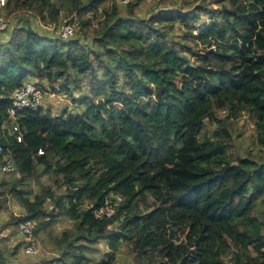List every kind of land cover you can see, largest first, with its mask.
Listing matches in <instances>:
<instances>
[{"label": "trees", "instance_id": "obj_1", "mask_svg": "<svg viewBox=\"0 0 264 264\" xmlns=\"http://www.w3.org/2000/svg\"><path fill=\"white\" fill-rule=\"evenodd\" d=\"M105 1L0 7L7 25L26 14L77 19L84 39L25 22L0 43V144L18 176L0 181V211L13 199L36 222L32 239L60 217L73 221L49 234L59 255L51 264H264V0H157L148 15L137 12L146 0L102 10ZM28 80L83 108L18 110L20 142L9 109ZM243 116L257 152L234 148ZM115 195L116 213L96 217ZM22 219L12 212L4 228L20 235ZM8 239L0 264L25 243L12 249ZM100 240L108 250L97 260L87 253Z\"/></svg>", "mask_w": 264, "mask_h": 264}, {"label": "rangeland", "instance_id": "obj_2", "mask_svg": "<svg viewBox=\"0 0 264 264\" xmlns=\"http://www.w3.org/2000/svg\"><path fill=\"white\" fill-rule=\"evenodd\" d=\"M7 0L3 1L0 0V7H2ZM130 1V0H129ZM180 3L181 0H178ZM118 3L120 6V10H123L125 5L121 3V0H106L102 3L100 9L104 10L111 7L113 4ZM157 0H146L144 1L137 9L139 15H148L150 10L156 5ZM1 10V9H0ZM101 13H99L98 17L100 18ZM1 18H4V14H0ZM90 14H85V18H89ZM5 19V18H4ZM98 19V18H97ZM77 21V19H75ZM99 21V19L97 20ZM96 20L94 22H97ZM28 22L32 25V27L41 33L43 36H55L59 37L60 29L64 25L62 22L60 25L55 24H44L37 16L33 15H23L22 18H18L12 24L7 25L5 30L0 31V43L5 42L6 39L9 38L13 26H18L19 24L22 25L23 23ZM78 22V21H77ZM74 38L81 39V42H84L82 36H78L77 29ZM177 35H179L177 33ZM42 95V106L44 108H49L54 114H59L61 111L65 109H70L72 112L81 111L83 107L76 106L73 103V100L63 94H56V93H41ZM80 95L76 93L75 98L78 100ZM222 114H225L222 112ZM236 132L234 133V148L241 154H245L247 150H251L253 152L258 151V147L255 146V140L253 137L254 134V126L252 121L247 117L243 116L239 121L235 124ZM18 176L15 173L0 176V181L2 180H16ZM42 182L44 184L51 183V177L44 176L42 177ZM32 186L39 191L38 185L35 182H30ZM47 207L51 208V203L47 202ZM14 213L16 216H21L23 214V209L13 200L8 199L6 204L3 206V209L0 211V233L1 237H8L9 239L6 242V246L11 247L12 249L21 241H25L23 245L20 247L19 252L16 254L15 258H12L13 264H51V260L54 257H58V253L55 251V245L52 239H50L49 234L52 233L53 236L58 237L62 233V231L66 228L73 226V221L67 217H60L58 221L49 229V234L46 236L44 232L36 238L32 239L33 237H26L24 235L14 234L11 235V228H4V224L9 221L11 218V213ZM31 242L29 245L28 242ZM33 243V244H32ZM106 240H100L94 245V248H98L97 250H93L92 252H88L89 256L95 257L97 260L103 258V255L108 250ZM28 244V245H27ZM34 245L35 253H27L26 250L29 246ZM116 264H130L131 259L127 256H118L116 259ZM52 264H61L59 261H55Z\"/></svg>", "mask_w": 264, "mask_h": 264}, {"label": "built area", "instance_id": "obj_3", "mask_svg": "<svg viewBox=\"0 0 264 264\" xmlns=\"http://www.w3.org/2000/svg\"><path fill=\"white\" fill-rule=\"evenodd\" d=\"M2 1L4 3L5 0ZM128 2L129 0H121V3L123 4H126ZM77 25L78 23L76 20L64 24L60 29L59 37L62 38L63 40H69L74 38L76 34ZM6 28H7V22L5 21L4 18H0V31L5 30ZM39 105H42V95L39 91L37 84L33 80H28L21 89L17 90L14 93L13 103L9 109L10 117L13 119L12 128L10 129V131L11 133L18 134L17 135L18 141L20 142L22 141V135L18 124L15 122V120L17 119V111L27 106L37 107ZM38 152L39 154H42L43 149H39ZM0 154H3V159H4V163L0 164V176L12 174L15 171V164L13 162V159L7 156L4 147L1 144H0ZM113 197L116 198L117 202L114 203L110 197H107L105 199V204L95 210L96 217L110 218L116 213L115 205L120 200H122V198L118 195H115ZM21 216H23V219L19 224L20 234L30 238L34 237L36 222L34 220L25 217V214H21ZM28 244L30 245L31 242L29 241ZM26 252L35 253L36 251H34V245L29 246ZM229 264H234V263L229 262Z\"/></svg>", "mask_w": 264, "mask_h": 264}]
</instances>
